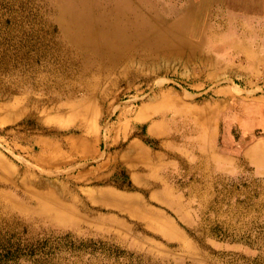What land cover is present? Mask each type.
I'll list each match as a JSON object with an SVG mask.
<instances>
[{
    "label": "rangeland",
    "instance_id": "rangeland-1",
    "mask_svg": "<svg viewBox=\"0 0 264 264\" xmlns=\"http://www.w3.org/2000/svg\"><path fill=\"white\" fill-rule=\"evenodd\" d=\"M49 19L46 0H0V264H264V144L246 154L264 79H125L83 122L80 91L39 84ZM169 92L211 103L215 134L170 118Z\"/></svg>",
    "mask_w": 264,
    "mask_h": 264
},
{
    "label": "bare ground",
    "instance_id": "bare-ground-1",
    "mask_svg": "<svg viewBox=\"0 0 264 264\" xmlns=\"http://www.w3.org/2000/svg\"><path fill=\"white\" fill-rule=\"evenodd\" d=\"M46 3L56 26L53 31L51 19L45 26L59 53L46 62L39 84L50 92L74 95L80 91L82 102L76 103L73 117L83 122L97 117L96 105L105 103L125 79L133 84L169 71L210 78L222 72L239 73L245 79H264V0ZM169 94L162 105L175 104L180 108L174 113L182 116L204 115L203 121H196L195 131L212 132L215 116L206 106L190 101L191 108L180 101V94ZM149 102L140 113L147 106L154 109L156 105Z\"/></svg>",
    "mask_w": 264,
    "mask_h": 264
},
{
    "label": "crops",
    "instance_id": "crops-1",
    "mask_svg": "<svg viewBox=\"0 0 264 264\" xmlns=\"http://www.w3.org/2000/svg\"><path fill=\"white\" fill-rule=\"evenodd\" d=\"M200 106V105H199ZM204 106H206L205 104H204ZM204 106H200L201 108H203ZM211 106H212V104L210 103V106H206V108H208L209 109V111H210V113L212 114L213 113V115H214V111L211 109ZM177 108H180V107H177V106H173V110H172V114H171V116H170V118H179V119H181V117L183 118V116L182 115H180L179 114V112L178 111H176L177 113H174L175 111V109H177ZM195 108H197V107H195ZM140 112H142V109H141V111ZM150 113V112H149ZM148 114V113H147ZM146 114V115H147ZM143 115L144 114H142V113H139L136 117L137 118H139V117H143ZM150 115V114H149ZM194 118V117H193ZM204 118V115H201L199 118H194V121H195V125H196V121L197 120H199V121H203L202 119ZM213 121V120H212ZM212 125V124H211ZM206 132V133H208V134H215L214 132L216 131V128H212V132H209V131H207V130H202V132ZM204 137V136H203ZM196 140H197V144H198V146L200 147V149L203 147V145L201 144L202 143V138H201V136L199 135L198 136V138H196ZM262 143L264 144V141L263 140H260V139H258V140H256L252 145H251V147L246 151V154H249L250 155V157L251 156H253V157H255L254 155H255V153L259 150V149H261V146H262ZM209 147H210V149H213L214 147H213V143L212 142H210L209 143ZM261 154H262V152H261ZM256 158V157H255ZM257 158H258V156H257ZM257 158H256V160H257ZM264 159V149H263V156H262V158H258V160H263ZM202 162L203 163H206L207 162V160L206 159H202Z\"/></svg>",
    "mask_w": 264,
    "mask_h": 264
}]
</instances>
